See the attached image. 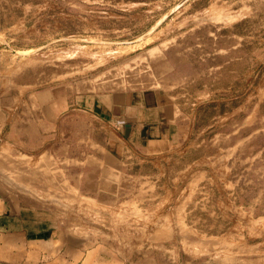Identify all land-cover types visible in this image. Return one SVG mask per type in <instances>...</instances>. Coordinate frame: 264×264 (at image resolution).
I'll return each mask as SVG.
<instances>
[{
  "label": "rangeland",
  "instance_id": "374dc122",
  "mask_svg": "<svg viewBox=\"0 0 264 264\" xmlns=\"http://www.w3.org/2000/svg\"><path fill=\"white\" fill-rule=\"evenodd\" d=\"M60 83L85 101L170 95L189 122L169 151L126 139L116 162L92 142L89 128L108 136L97 121L63 157L53 125V155L38 144L36 160L53 168L62 232L110 264L264 263V0H0L5 100Z\"/></svg>",
  "mask_w": 264,
  "mask_h": 264
},
{
  "label": "crops",
  "instance_id": "0c3cea01",
  "mask_svg": "<svg viewBox=\"0 0 264 264\" xmlns=\"http://www.w3.org/2000/svg\"><path fill=\"white\" fill-rule=\"evenodd\" d=\"M0 87V264H110L99 247L61 231L59 219L49 206L53 168L37 165L38 144L45 143L44 156L53 155V125L60 130L63 149L68 133L89 128L85 118L102 124L108 136L89 128L92 142L111 161H119L126 139L148 153L167 152L186 128L176 100L158 92H133L118 88L100 95L72 94L60 83L35 89L24 102L10 96L6 101ZM42 119H38L37 110ZM22 111L23 114L22 115ZM126 125L128 126L126 128ZM188 126V124H187ZM128 135L124 136L123 131ZM58 138V135H57ZM50 145V148H49ZM59 149V150H58ZM64 167L66 172L81 170ZM49 169V170H48ZM82 171V170H81ZM49 192H46V191ZM197 264H264L218 255Z\"/></svg>",
  "mask_w": 264,
  "mask_h": 264
},
{
  "label": "water",
  "instance_id": "95a60500",
  "mask_svg": "<svg viewBox=\"0 0 264 264\" xmlns=\"http://www.w3.org/2000/svg\"><path fill=\"white\" fill-rule=\"evenodd\" d=\"M127 127H128V126L126 125V128H127ZM124 135H125V136L128 135V132H127L126 130L124 131Z\"/></svg>",
  "mask_w": 264,
  "mask_h": 264
}]
</instances>
